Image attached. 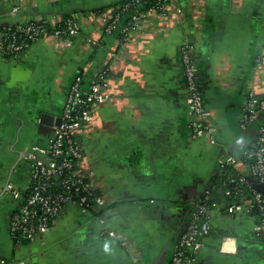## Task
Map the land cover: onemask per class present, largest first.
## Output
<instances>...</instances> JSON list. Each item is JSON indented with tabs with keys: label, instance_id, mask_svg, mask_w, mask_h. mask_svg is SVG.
Returning <instances> with one entry per match:
<instances>
[{
	"label": "crops",
	"instance_id": "crops-1",
	"mask_svg": "<svg viewBox=\"0 0 264 264\" xmlns=\"http://www.w3.org/2000/svg\"><path fill=\"white\" fill-rule=\"evenodd\" d=\"M15 1H0V31L21 20L58 25L70 14L80 33L72 45L50 36L20 59L0 56V264H168L176 235L208 189L211 230L198 264H264V236L247 193L235 199L214 185L220 159L250 145L264 120L263 112L240 126L248 94L264 96V0H174L165 14L150 16L148 30L124 40L106 34L99 17L119 0H23L13 18ZM186 37L195 40L215 140L191 136L180 58ZM101 69L113 77L114 93L82 140L108 199L105 223L75 205L36 241L14 240L8 221L18 201L10 188L29 183L24 152L46 143L75 77L91 81ZM39 103L52 124L36 117Z\"/></svg>",
	"mask_w": 264,
	"mask_h": 264
},
{
	"label": "built area",
	"instance_id": "built-area-1",
	"mask_svg": "<svg viewBox=\"0 0 264 264\" xmlns=\"http://www.w3.org/2000/svg\"><path fill=\"white\" fill-rule=\"evenodd\" d=\"M172 2L175 1L159 0L157 5L140 11L141 0H132L121 9H108L99 14L103 31L113 34L122 14L126 13L130 21L122 27L124 39L130 38L135 31L145 32L150 16L165 14ZM24 3L23 0L15 1L11 6V17L19 16ZM175 11L180 13L182 9L176 5ZM79 33L80 26L73 16L64 26L51 25L47 20L9 23L0 31V56L20 59L36 43L50 36L64 38L68 45H72ZM89 41L93 46L98 44V40ZM180 58L192 111L191 136H207L215 140L216 127L208 121L209 112L198 84L200 62L193 38L186 37L181 43ZM258 63L264 65V52L260 54ZM113 93V77L108 69L99 70L91 81L81 75L76 76L66 96L60 124L53 125L46 143L33 145L24 152V159L29 164V183L24 189L10 188L18 201L8 221V231L14 240L36 241L75 205L91 211L102 224L105 223L101 211L108 199L105 192L101 193L97 187L92 159L84 150L82 136L89 133L98 109L110 101ZM263 112L264 96L250 92L240 120L241 128L250 127ZM241 168L245 170L240 172ZM216 177L214 185L224 187L235 199L247 193L264 236V192L256 186L264 184V120L260 122L257 135L250 145L237 154L230 153L220 159ZM234 182V188H229L228 183ZM211 201L212 191L208 189L196 202L187 223L176 235L168 264H198L204 239L211 230L208 218ZM237 207L235 201L228 205V211L234 213ZM108 233L115 235L113 231ZM19 263L23 261H9V264Z\"/></svg>",
	"mask_w": 264,
	"mask_h": 264
},
{
	"label": "trees",
	"instance_id": "trees-1",
	"mask_svg": "<svg viewBox=\"0 0 264 264\" xmlns=\"http://www.w3.org/2000/svg\"><path fill=\"white\" fill-rule=\"evenodd\" d=\"M131 1H132V0H119L118 2L114 3L113 5H114V7H116V8H120V9H121L126 3L131 2ZM158 2H159V0H141V3H140V11H146V10H148L149 8H151V7L155 6V5H157ZM103 9H105V8L103 7V8L101 9V11H102ZM70 17H72L70 14H66V15L63 17L62 21L59 23V25L64 26V25L66 24V21H67L68 18H70ZM129 21H130V17H129L126 13H123V14H122V17H121V20H120V22L118 23L116 30L114 31V33H116L117 36H118L120 39H124V38H125V35L122 33L121 30H122L123 25L129 23ZM1 29H4V27L1 28ZM225 172H226V174H228V169H227V168L225 169ZM216 178H217V177H216ZM216 178L214 177L215 181H216ZM235 185H236L235 182H234V183H230V184L228 183V186H229V188H231V189L234 188ZM230 196H231V195H230ZM231 197H234V195L232 194ZM16 241H19V240L16 239ZM21 242H26V240L22 239Z\"/></svg>",
	"mask_w": 264,
	"mask_h": 264
},
{
	"label": "water",
	"instance_id": "water-1",
	"mask_svg": "<svg viewBox=\"0 0 264 264\" xmlns=\"http://www.w3.org/2000/svg\"><path fill=\"white\" fill-rule=\"evenodd\" d=\"M41 106H40V103L37 104L36 106V109H38V112H37V116L39 118V120L44 123V124H47V125H50L52 124L53 122V116L52 114H50L49 112H42V109H40ZM262 121V120H261ZM61 122V118L58 117V119L56 121H54L53 125L54 124H60ZM53 127V126H52ZM257 188L261 191L264 192V184H256Z\"/></svg>",
	"mask_w": 264,
	"mask_h": 264
},
{
	"label": "clouds",
	"instance_id": "clouds-1",
	"mask_svg": "<svg viewBox=\"0 0 264 264\" xmlns=\"http://www.w3.org/2000/svg\"><path fill=\"white\" fill-rule=\"evenodd\" d=\"M105 250H107V245H105Z\"/></svg>",
	"mask_w": 264,
	"mask_h": 264
}]
</instances>
